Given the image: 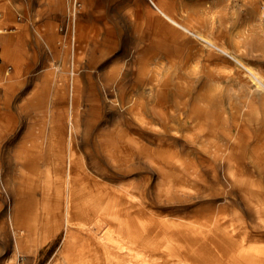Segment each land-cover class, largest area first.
Returning <instances> with one entry per match:
<instances>
[{
  "label": "bare ground",
  "instance_id": "1",
  "mask_svg": "<svg viewBox=\"0 0 264 264\" xmlns=\"http://www.w3.org/2000/svg\"><path fill=\"white\" fill-rule=\"evenodd\" d=\"M46 1L67 8L65 0ZM169 1L150 4L243 68L237 74L247 104L264 113V0H241L230 28L222 11L226 0H196L186 12L191 28L167 12ZM146 10L148 31L160 30L157 15ZM218 13L221 28H229L228 44L210 36ZM71 26L75 44V16ZM148 66L142 61L138 75ZM107 80L145 127L133 126L131 119L123 127L79 128L71 112L54 169L40 171L26 156L48 149L50 135L29 129L8 181L10 246L36 260L61 235L45 264H237L238 209L264 208V142L253 155L236 150L235 139L214 115L197 104L184 112L185 103L171 97L165 82H147L152 103L146 108L145 100L133 98L138 85L131 79ZM89 90L94 106L97 98ZM117 113L114 117L121 118ZM260 132L264 139V128ZM255 160L258 168H253ZM0 264L20 263L9 256Z\"/></svg>",
  "mask_w": 264,
  "mask_h": 264
},
{
  "label": "rangeland",
  "instance_id": "2",
  "mask_svg": "<svg viewBox=\"0 0 264 264\" xmlns=\"http://www.w3.org/2000/svg\"><path fill=\"white\" fill-rule=\"evenodd\" d=\"M2 1L0 230L4 236L0 237V259L14 256L20 264H45L61 241L60 235L36 260L10 246V219L6 211L10 195L8 181L16 162V150L24 144L29 129L50 135L48 149L28 152L26 156V161L40 171L54 169L58 157L56 148L64 141L71 112L79 128L123 127L131 119L133 126L145 127L133 117L129 103L118 90L110 87L109 76L115 82L122 76L127 77L138 85L133 98L138 95V102L145 100L146 108L152 103L147 82L167 83L171 97L185 103L184 112L197 104L205 113L214 115L218 126L235 139L236 150L247 156L256 152L254 147L263 144L264 139L257 133L264 128V113L247 104L244 86L237 74L243 68L214 46L206 45L190 31L168 20L150 0H65V10L46 0H10L5 5ZM195 1L170 0L167 12L191 28L186 12L193 8ZM240 2L226 0L222 4L229 28ZM147 7L157 15L162 26L156 32L148 31ZM73 16L75 44L72 43ZM220 16L218 13V20L207 30L216 42L228 44L229 28H221ZM261 16L264 22V9ZM142 61L149 66L147 73L139 76ZM252 66L259 68L256 63ZM242 76L248 77L245 73ZM89 87L94 89L97 98L94 106L89 100ZM174 109L177 114L176 105ZM117 112L121 118L114 117ZM255 161L253 168H258L260 163ZM36 196H40L37 191ZM236 217L237 264H264V220H258L264 219V208L248 211L239 207Z\"/></svg>",
  "mask_w": 264,
  "mask_h": 264
}]
</instances>
